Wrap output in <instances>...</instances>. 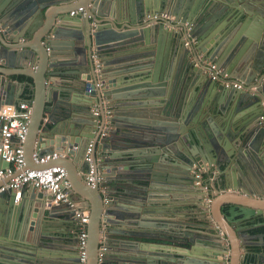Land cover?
Instances as JSON below:
<instances>
[{
	"label": "water",
	"instance_id": "water-1",
	"mask_svg": "<svg viewBox=\"0 0 264 264\" xmlns=\"http://www.w3.org/2000/svg\"><path fill=\"white\" fill-rule=\"evenodd\" d=\"M74 1L0 0V59H7L9 66L15 60L36 63L30 142H37L40 154L67 147L66 154L79 165L68 167V178L90 205L87 264H102V229L114 223L112 216L122 219L131 215L135 219L140 215L152 225L128 234L145 243L138 249L137 243L133 244L131 253L121 257L124 264H222L223 256L230 253L226 246L220 245L219 254L208 252L211 260L193 256L196 240L162 230L169 224L157 216L173 209L165 192L196 186L195 165H216L222 172L216 187L218 181L220 187L236 191L246 184L242 192L248 195L264 186L257 171L260 167L264 170V0H76L75 9ZM81 6L84 12L71 14ZM165 9L180 24L145 21L148 14ZM179 27L182 29L177 31ZM21 38L33 42L23 44ZM173 39L170 54L167 44ZM107 50L136 60L127 76L132 78L130 85L115 88L116 79H109L99 89L91 82L96 80L94 55ZM206 60L242 80L246 88L227 87L213 80ZM9 86L5 81L0 85V107L16 102L7 91ZM103 96L119 101L115 125L106 135L104 113L99 121L92 112ZM123 109L127 124H117ZM45 113L52 125H41ZM51 128L61 136H50ZM90 143L99 173L95 186L83 181ZM126 157L139 160L135 166L141 174L131 184L123 179L127 184L121 186L119 201L106 199L101 187L112 183L114 171L127 168L114 162ZM7 166L2 160L1 167ZM233 168L240 173L239 180L228 170ZM7 194L0 193V264L79 263V257L67 259L53 251L62 239L56 223L59 205L47 206L50 197L43 192L33 197L34 205L18 203L15 193ZM246 203L244 199L231 202L230 214H226L237 232L251 223L255 214L261 215L264 223V212L256 213L257 208ZM62 217L71 220L72 213L67 211ZM169 246L189 252L177 259L172 250H166ZM244 264L255 263H249L248 258Z\"/></svg>",
	"mask_w": 264,
	"mask_h": 264
},
{
	"label": "crops",
	"instance_id": "crops-1",
	"mask_svg": "<svg viewBox=\"0 0 264 264\" xmlns=\"http://www.w3.org/2000/svg\"><path fill=\"white\" fill-rule=\"evenodd\" d=\"M76 4H78L76 3V0L73 3H71V5H73L72 8L74 9L77 8V6H75ZM164 11L168 12L171 15L172 19L170 21H174L176 25L180 24L175 21L176 17L175 15L172 14L171 11L167 9H165ZM181 29L182 27L181 28L179 27L177 31ZM171 38H172V35H171ZM32 42L33 41L30 40L29 38L20 39V43H23V44L25 43L31 44ZM174 43L175 41L173 39V40H170V42L167 44V48L170 50V54L172 53V50L174 48ZM185 45H188V42H186ZM139 47L140 45L137 48ZM96 54L99 56L103 64L102 68H103V79L104 80L109 81V79L110 80L116 79L115 88H119L122 86H128L131 84L132 78L127 77V76L131 73V71H129L130 68L135 67V66L130 67L131 65L135 64L136 62L135 59L128 60V59L119 57V54H117L113 50H107L103 52L96 51L95 55ZM35 65H33V63L28 64V62L22 63V62H19L18 60H15L13 65L9 66L7 59H0V85H2L4 81L7 82L8 85H10L9 88H7V91L13 94L15 101H16L15 103H12V104H18L25 100L27 101L29 100V103L31 102L30 105L32 107V113H31V117L29 120V135L31 133L30 130L32 127L33 113H34L33 101L35 98V85H34L35 77L33 76V73L35 72L34 70ZM57 80L62 81L61 78H58V77H57ZM46 83L48 87H50L52 84L50 80L47 81ZM56 84L60 85L59 82H57ZM113 90L116 91V89H113ZM0 91H2L1 87H0ZM45 92L47 93V91ZM104 97L105 96H103V98ZM94 99L96 100V97H94ZM107 100L113 108V114L112 116L109 117L110 123L108 122L110 125V128L108 131H111L115 125V122L113 121L114 111H117L116 104L119 101H114L110 97H108ZM77 104L79 105L80 102H78ZM95 104L96 103H94V106ZM98 106L100 107V109H102V101L100 102V104L98 103ZM126 117H127L126 111L124 110L123 112H121V114L118 115L119 119L116 120V123L123 124V125L127 124L126 119H125ZM41 125L42 126L52 125V122H50V119L48 118L47 113L43 115L41 119ZM59 125H61L60 122H59ZM53 130H54L53 128L49 129L48 134L50 136H53L54 139H57L59 136H61L60 133L53 132ZM29 135L25 143V154L27 158L26 167L43 168L49 165H62V166H65L68 170L69 166H71V168L76 167V165L77 167L79 166L77 162L72 161L73 158L70 157L71 155L66 154L69 152V149L67 147L60 151H57V149L54 150L61 154V156L56 160H52L46 164H39V165L34 163L33 158H32L33 153L41 152V151L38 148L36 141L35 143L30 142L31 135L30 137ZM0 137H1V132H0ZM189 147L190 145L188 143L184 148L186 149V151H188ZM181 150L185 151L182 148ZM100 153L101 152H99L98 150V154ZM135 161L137 162L139 160L130 159L129 157H126L125 160L114 161L116 164H119V163L124 164V166H127V168L114 171V174H113L114 176L110 177V180H112V183L110 184V182L108 181L105 183V185L107 186L101 187L102 189L101 191L104 190L103 192H105V198L111 199L112 197L113 199H116L117 201H119V199H121V193H122L121 189L123 188V187L121 188V186H124L125 184H127V182L124 181L123 179H126L127 181H129L128 183L131 184L134 182L132 180L133 178L139 177L141 173L137 172L138 170H137V167L135 166L136 164ZM1 165H2V159L0 158V167ZM222 169L223 171H226L227 168L222 166ZM228 170L233 171L235 173V177L237 178V180H239L240 173L238 172V170H236L235 168L228 169ZM257 171H260L261 176L264 179V170L260 167V168H257ZM111 173H113V171ZM221 173L222 172L218 170L215 164H212L210 169L206 172V175L204 176L205 178L204 183L208 182L206 183L210 187L208 191H204L203 186L199 185L198 183H195L196 186L191 185L188 190L179 189V190H175L172 192H165L166 194H169L168 198L171 199V204L173 206V209H171L167 213L157 216V218L164 220L163 223L169 224L167 229H162V230H165V231L171 230L179 234L186 235V237L187 235H190V237H193L196 240V244H195L196 249H195V252L193 253V256H196V257L200 256L203 259L211 260L213 259V257L209 256L208 252L215 253V255L219 254L222 251L220 248V245L223 244L224 246H226L228 250L230 249V253H227V255L223 256L224 258L228 259V264H244L247 262L248 258H249V263L253 262L255 264H264V240L259 239V236L264 237V232H263L264 223H262L263 217L257 214L253 215L252 222L251 223L248 222L246 225H244L245 226L244 229L238 232L236 231V226H232L231 222H229V220L226 218V214L228 215L230 214L228 211V208L231 205V202L238 201L239 199L241 201L242 199H244L247 202L246 204L249 203V207H252L254 209L257 208L256 213L259 212L257 210H260V212H264L263 210L264 209V193H258V192H264V186L258 188L257 193H252L248 195H244L242 192L245 188L244 186H247L246 184L241 185L240 188H236L235 189L236 191H233L232 189H226L224 187L223 188L220 187L218 181H217V187H216L215 181L218 179ZM8 180H9L8 177L1 180L0 185L5 184ZM83 181H85V178L83 179ZM80 184L82 183L79 181V186ZM257 185L258 183L254 184V186H257ZM80 187L84 191L83 189L84 186H80ZM35 188L32 185L25 187L22 198L17 202L20 203L22 201H25L27 203H33L34 205L36 203L35 202L36 200H34L33 197L36 198L37 195L39 196L40 193L42 194L41 190L37 188L36 190H34ZM7 193H8L7 196H9L13 192L9 191ZM79 193L80 192L76 191V189L72 185V197L78 202H80L82 206L86 207L88 211L90 212V205L87 203V200H84L83 197L81 198V195ZM171 193L173 194L172 197H170ZM203 194L211 198L210 206L206 205V203H208L207 198H206L207 196H205V198L203 199L202 198ZM200 198H202V200H199ZM163 199H166V198H163ZM134 201H136V199H134ZM176 206H177V209H176ZM67 207L68 206L65 203H61L59 205V210H58L59 217H57L56 223L59 224V229H61L59 234L62 237V239L57 243L53 251L55 250L56 254L59 257H65L67 259H70V257H72L75 259L79 257L78 242L75 241V236L73 237L75 228H77V224L73 216L71 220L67 219L66 217H62L63 214H66L67 211H70L72 213V211ZM147 215L148 214L146 215L144 214V216H147ZM112 219L114 223L111 225H104V228L102 229L103 235L101 237V245L105 244L108 247L105 257H104V263L105 264H124L125 262L122 261L121 257H123V255L125 254L131 253L129 252V250L132 247V245L137 243L136 246L138 249L140 247L139 245L142 244L144 246V243H145L142 241L141 238L138 240L132 239L128 234L132 232H137V230L147 229L146 225H152V221L149 220L148 221L149 223H147V221H145L140 215H138V218L136 219L132 217V215L124 216V218L122 219L117 218V216H112ZM173 225L174 226L176 225L178 227H171ZM123 231L125 232L124 234H122ZM214 242H218L219 245H215ZM148 246L150 250L151 245H148ZM165 248L166 250L168 249L172 250V252L175 253V255H177L176 257L177 259H181L180 258L181 253H184L185 255H187V253L189 252V249L183 248V247L175 248V247L169 246ZM161 249L159 250L161 251ZM152 250L155 251V247H152ZM217 257L219 258V260H221L220 259L221 255H218ZM222 264H224V261L222 262Z\"/></svg>",
	"mask_w": 264,
	"mask_h": 264
},
{
	"label": "built area",
	"instance_id": "built-area-1",
	"mask_svg": "<svg viewBox=\"0 0 264 264\" xmlns=\"http://www.w3.org/2000/svg\"><path fill=\"white\" fill-rule=\"evenodd\" d=\"M76 12H84V8L81 6L77 11H72L71 14H76ZM171 19V15L165 11L148 14L145 17V21L149 20L155 22ZM200 56L202 57L203 55ZM94 60L96 80H91V82H94L96 87L102 89L105 81L103 79V64L97 54L94 55ZM205 63L209 66V75L213 80L222 81L227 87L234 86L238 89L245 88L242 80L231 77L226 70L217 63L211 60H206ZM107 99V96L102 99V109H100L98 103L92 108L93 114L99 117V121H101V113H104L106 127L103 131V135H106L110 128L109 117L113 114V108ZM31 113L32 107L27 100L18 104H5L0 108V158L9 163V166L5 168L0 167V181L7 177L9 178L5 184L0 185V193L13 192L15 193V200L19 201L22 198L25 187L32 185L50 197L46 203L47 206L51 204H67V208L72 211V216L77 224L79 264H87L88 224L90 222V215L88 209L72 197V183L68 178L67 168L62 165H49L43 168L26 167L27 158L25 154V143L29 135V120ZM261 120H264V115L261 116ZM93 146V143H90L85 153L88 169L84 175L87 184L95 186L99 173L96 170ZM60 156L61 154L57 151L44 154L34 152L32 158L34 163L39 165L56 160ZM97 160L101 161V157H98ZM211 166L212 165L209 163L195 165L194 173L197 179L196 183L203 186L204 191H208L210 188L209 185L206 184L208 182L204 183V176ZM206 198L207 204H209L211 198L209 196ZM107 249L108 247L105 244L100 246L99 260L102 263L104 262ZM224 264H228L227 258H225Z\"/></svg>",
	"mask_w": 264,
	"mask_h": 264
},
{
	"label": "flooded vegetation",
	"instance_id": "flooded-vegetation-1",
	"mask_svg": "<svg viewBox=\"0 0 264 264\" xmlns=\"http://www.w3.org/2000/svg\"><path fill=\"white\" fill-rule=\"evenodd\" d=\"M264 232V231H263ZM75 236V241L78 242V233H77V228H75V231H74V234H73V237Z\"/></svg>",
	"mask_w": 264,
	"mask_h": 264
},
{
	"label": "trees",
	"instance_id": "trees-1",
	"mask_svg": "<svg viewBox=\"0 0 264 264\" xmlns=\"http://www.w3.org/2000/svg\"><path fill=\"white\" fill-rule=\"evenodd\" d=\"M102 264H105L104 262Z\"/></svg>",
	"mask_w": 264,
	"mask_h": 264
},
{
	"label": "bare ground",
	"instance_id": "bare-ground-1",
	"mask_svg": "<svg viewBox=\"0 0 264 264\" xmlns=\"http://www.w3.org/2000/svg\"><path fill=\"white\" fill-rule=\"evenodd\" d=\"M223 259H225V258L223 257Z\"/></svg>",
	"mask_w": 264,
	"mask_h": 264
}]
</instances>
